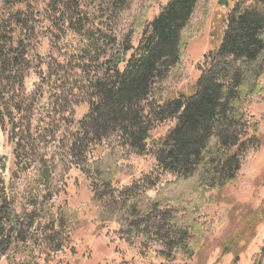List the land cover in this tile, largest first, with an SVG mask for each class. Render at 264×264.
<instances>
[{"label":"trees","instance_id":"trees-1","mask_svg":"<svg viewBox=\"0 0 264 264\" xmlns=\"http://www.w3.org/2000/svg\"><path fill=\"white\" fill-rule=\"evenodd\" d=\"M2 1L23 7L0 23V126L4 122L13 126L14 116L23 113L19 97L24 93L26 67L20 36L31 29L40 12L31 0ZM198 1L168 0L143 28L137 56L129 54L134 50L133 33L118 43L117 53L104 62L100 76L88 82V111L79 120L70 145L73 163L89 182L88 204L94 207L95 220L115 222L123 240L135 246L141 257L152 249L171 261L178 256L195 257L216 230L202 211L212 203H228L223 197L226 186L239 183L243 155L255 151L259 142V122L246 114L245 107L264 94V0H232L215 34L216 47L199 64L192 91L159 103L153 100V87L178 66L183 30ZM84 3L45 0L42 17L60 31L89 33L93 25ZM144 26L139 24L136 30ZM85 37L87 49L99 51L100 41ZM166 120L175 121L174 126L151 140L152 128ZM121 149L152 156L160 173L172 180L158 186L153 196L147 191L159 183L158 178L144 176L120 186L119 176L132 174V167L122 163ZM92 152L96 157L88 158ZM3 169L0 158V257L9 259L19 243L29 240L27 232L35 225L44 223V232L51 235L74 229L79 210L65 204L55 212L34 206L22 224ZM211 191L223 199L214 200L208 194ZM251 209L240 213L238 229L219 245L221 252L232 254L231 264L238 263L264 221V199ZM233 211L226 210L231 223ZM218 221L224 223L223 218ZM32 244L40 245L37 240ZM255 264H264V248Z\"/></svg>","mask_w":264,"mask_h":264},{"label":"rangeland","instance_id":"rangeland-1","mask_svg":"<svg viewBox=\"0 0 264 264\" xmlns=\"http://www.w3.org/2000/svg\"><path fill=\"white\" fill-rule=\"evenodd\" d=\"M31 1L40 13H36L31 29L20 36L26 67L24 93L19 97L23 99L20 100L23 113L14 116L13 126L7 122L0 126L2 175L8 192L14 196L22 224L27 222L34 206L55 212L65 204L78 209L79 216L78 223L68 234L65 231L55 235L44 232V223L41 227L33 226L27 232L29 240L19 243L9 259L0 257V264H231L232 254L221 252V241L238 229L239 215L245 208L257 209L264 199V94L245 107L246 114L259 122V142L255 151L251 149L243 155L239 183L226 186L223 197L228 203H212L202 211L203 216L215 224V233L208 235L195 257L189 260L180 256L172 261L164 259L157 249L141 257L135 246L123 240L115 222L100 224L95 220L94 207L88 204L89 182L73 163L76 159L69 150L78 122L88 111V82L100 76L106 66L104 62L117 53L118 43L126 41L132 33L134 50L129 54L138 55L143 28L168 0H84V10L93 25L85 34L53 28L42 17L45 0ZM218 2L199 0L196 3L183 30L178 66L153 87L156 102L192 91L203 55L216 47L215 34L233 3L227 0L225 7ZM21 8V5L6 6L0 0V23L10 12ZM139 24L145 26L136 30ZM85 36L100 41L99 51L87 49ZM174 124L173 120L156 124L150 131V139L164 136ZM120 153L122 163L132 167L130 176H119L120 186L144 176L158 178L159 183L147 191L153 196L158 186L172 180L168 174L160 173L152 156L141 157L127 149H121ZM94 157L95 152L88 156ZM208 194L216 201L223 199L216 198L214 191ZM227 208L234 210L232 223L226 215ZM218 218H223L224 223L217 222ZM255 232L237 264L257 262L264 248V221ZM33 240L40 245L34 246ZM61 240H65L64 245L58 247ZM18 250L22 253L16 254Z\"/></svg>","mask_w":264,"mask_h":264},{"label":"water","instance_id":"water-1","mask_svg":"<svg viewBox=\"0 0 264 264\" xmlns=\"http://www.w3.org/2000/svg\"><path fill=\"white\" fill-rule=\"evenodd\" d=\"M226 2L227 0H219L218 3L226 7Z\"/></svg>","mask_w":264,"mask_h":264}]
</instances>
